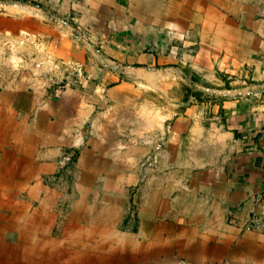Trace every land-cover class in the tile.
<instances>
[{
	"label": "crops",
	"instance_id": "0c3cea01",
	"mask_svg": "<svg viewBox=\"0 0 264 264\" xmlns=\"http://www.w3.org/2000/svg\"><path fill=\"white\" fill-rule=\"evenodd\" d=\"M18 8L0 40L34 42L0 68V264H264L245 229L264 214V0Z\"/></svg>",
	"mask_w": 264,
	"mask_h": 264
},
{
	"label": "rangeland",
	"instance_id": "374dc122",
	"mask_svg": "<svg viewBox=\"0 0 264 264\" xmlns=\"http://www.w3.org/2000/svg\"><path fill=\"white\" fill-rule=\"evenodd\" d=\"M24 0H0V15H4V16H19L20 12H19V4L20 2H22ZM9 6H12L11 8H9ZM80 28L75 25L72 31L73 36L75 35H79L80 33ZM7 37L6 40L1 39L0 40V68H3L4 66L6 67H11L14 70L19 69L20 65L23 64L24 62V57H26L27 53L30 54V52L26 53V50H23V43H33L34 40L32 39H28L30 35H27L20 39L19 36H9V35H5ZM26 38L28 40H26ZM22 40V41H20ZM45 56L46 54H48V49L45 47ZM22 52V54L20 53ZM28 54V56H29ZM9 57H11V60L8 61ZM22 57V64H21V60L20 58ZM56 64V63H55ZM64 67H70L73 70L76 69H81L79 66H77L76 64L73 63H65L63 65ZM64 84L65 83H56L54 85H52V87L56 86H62V87H58V94H60L63 90H64ZM53 92V91H52ZM51 94V93H50ZM54 94V93H53ZM56 95V94H54ZM77 153L75 149H71V150H65L63 151V153L61 154V156L59 157L58 161L59 164L61 166V170L65 171L68 168H72V166L75 163V159H76ZM155 159L154 155H144L143 158L141 159V165L146 166L151 164ZM60 174V173H59Z\"/></svg>",
	"mask_w": 264,
	"mask_h": 264
},
{
	"label": "built area",
	"instance_id": "2783aa9c",
	"mask_svg": "<svg viewBox=\"0 0 264 264\" xmlns=\"http://www.w3.org/2000/svg\"><path fill=\"white\" fill-rule=\"evenodd\" d=\"M77 70L80 71V69H77ZM58 87H62V86H58ZM58 87L56 86L52 87L53 93L56 95L58 93ZM245 229H255V230L264 229V214L252 213L248 219Z\"/></svg>",
	"mask_w": 264,
	"mask_h": 264
}]
</instances>
